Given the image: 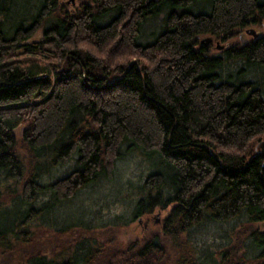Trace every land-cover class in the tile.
I'll return each instance as SVG.
<instances>
[{"label":"trees","instance_id":"16d2710c","mask_svg":"<svg viewBox=\"0 0 264 264\" xmlns=\"http://www.w3.org/2000/svg\"><path fill=\"white\" fill-rule=\"evenodd\" d=\"M263 21L264 0H0V264H158L169 242L171 264H264ZM155 208L140 243L87 234ZM38 227L82 235L47 253Z\"/></svg>","mask_w":264,"mask_h":264},{"label":"rangeland","instance_id":"374dc122","mask_svg":"<svg viewBox=\"0 0 264 264\" xmlns=\"http://www.w3.org/2000/svg\"><path fill=\"white\" fill-rule=\"evenodd\" d=\"M60 2L64 3L66 8H73L75 6H78L81 2H88L90 3L91 0H59ZM257 28L260 32L264 30V21L262 25L258 24H252ZM36 37H42V31L39 28L36 33L34 34ZM206 34H203L199 37H203ZM242 35L241 40H246L248 39L249 35H247L244 31L240 33V36ZM233 39H224L221 40L220 38L213 37L212 38V43H209V51L214 52L216 50V47L213 46L218 43H224V44H229L232 42ZM24 57V56H21ZM27 58H34L39 61L45 62L46 59L42 58L38 55L36 56H25ZM25 127L24 124H20L19 126L15 127L13 129L14 134L16 136H20L22 129ZM166 209H160V208H155L151 212L147 213L144 216H140V220H133L128 224L125 225H120V226H112V227H104V228H98L90 234L91 236H94L96 240L100 243H102L103 247L107 248H115L118 246H122L124 244H127L133 240H139V243L143 238H145L148 233L151 231V229H158L160 228V219L158 222L155 221V217L159 215V218H161L163 215H165ZM254 226H261L258 225L257 222L254 224ZM82 235L81 232L77 231H71L67 232L63 235H55L53 231L50 229H46L44 227H38L36 228V234H35V247H42L43 249H46L47 253H52L54 250H57L60 248L64 243H66L67 240H72L76 237H79ZM213 245V244H211ZM168 249L162 253L161 258L159 260H163V263H158V264H171L172 263V257L174 256V250L176 246L172 243L169 242ZM215 246V245H213ZM30 248V245L26 246V250L28 251ZM52 248H54L52 250ZM15 255V254H14ZM18 258V257H17ZM16 258V259H17ZM151 263H154V257L151 256L150 258Z\"/></svg>","mask_w":264,"mask_h":264},{"label":"water","instance_id":"95a60500","mask_svg":"<svg viewBox=\"0 0 264 264\" xmlns=\"http://www.w3.org/2000/svg\"><path fill=\"white\" fill-rule=\"evenodd\" d=\"M245 31L250 33V34H252L253 36H256L258 34L257 29L254 26H247L245 28ZM211 39H212L211 35L206 34V35H204L203 37L200 38V42L203 43V44H207L209 41H211ZM159 219H160L159 215H157L155 217V221L158 222ZM138 220H140V217H138ZM263 225H264V223H263Z\"/></svg>","mask_w":264,"mask_h":264},{"label":"flooded vegetation","instance_id":"af4514ba","mask_svg":"<svg viewBox=\"0 0 264 264\" xmlns=\"http://www.w3.org/2000/svg\"><path fill=\"white\" fill-rule=\"evenodd\" d=\"M257 29V28H256ZM257 32H260L258 29H257ZM212 37V36H211ZM213 38V37H212ZM208 43H212V39H211V41H209ZM227 44H224V43H217L216 42V44H214L213 46H215L216 48H222V47H225Z\"/></svg>","mask_w":264,"mask_h":264}]
</instances>
